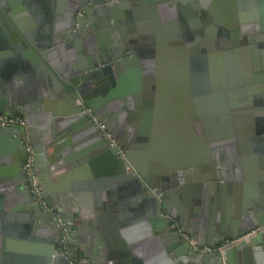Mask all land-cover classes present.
Instances as JSON below:
<instances>
[{
  "label": "crops",
  "instance_id": "1",
  "mask_svg": "<svg viewBox=\"0 0 264 264\" xmlns=\"http://www.w3.org/2000/svg\"><path fill=\"white\" fill-rule=\"evenodd\" d=\"M249 1V15H259V3L264 0ZM137 2L134 11L140 21L149 13L148 2L136 0L134 4ZM204 2L206 15L209 11L211 17L219 20L233 13L237 17L244 13L237 0ZM66 6L67 0H0V107L4 111L14 108L11 112L27 120V133L33 145L35 168L44 198L62 215L70 230L66 242L68 255L89 256L94 264H116L118 260L108 257V253L124 240V235L115 213L102 209L111 184L116 182L117 175L121 186L133 182L125 168L139 175L147 174L152 166L166 159L176 161L211 155L222 175L233 182L223 189L233 197L234 206L223 202L220 206H208L218 220L210 216L184 219L177 213L178 219L201 243L213 244L231 236L235 230L247 231L257 224L258 217L264 222V137L258 133L264 130V48L256 46V42L230 44L229 38L220 34L221 52L217 62L220 74L216 87H212L210 73L195 72L190 60L186 68H180L178 53L164 48L160 55L154 56L152 67L140 76L147 80L142 84L149 85L146 100L150 103L143 106L145 111L132 120L128 115L115 113L114 119L107 124L126 149L125 156L121 157L111 150L102 132L94 129L89 121L76 127L71 121L69 125L73 114L67 111L69 107L59 92L67 82L61 75L65 67L84 61L86 52L80 50L82 38L73 27L70 29L72 35L64 38ZM130 9L128 0H121L120 5L113 7L106 17L107 22L99 26L106 36L111 35L109 29L122 27L120 19H125ZM201 16L190 12V23L199 22ZM97 25L94 19L89 25L93 35ZM220 26L224 28L223 23ZM222 45L226 48L221 49ZM231 62L250 64V83L254 87L251 92L254 102L248 103L251 111L243 113L241 94H230L223 85L226 80L224 64ZM10 71L17 73L13 89L8 88L7 83ZM39 76H42L41 81ZM43 79L48 81L47 88ZM231 108L238 111L231 113ZM197 111L202 116L193 119ZM103 112L98 117L110 116ZM10 137L19 138L16 133ZM212 142L216 144L211 146ZM24 158L20 140L15 145L9 137L3 139L0 134V166L6 168L7 179L16 183L0 191V242L4 240L3 247L0 246V263L4 264H44L47 251L53 242L57 244L60 234L51 215L34 206L24 187L20 163ZM126 184L125 191L132 183ZM17 190L22 196L18 200L14 196ZM166 209L173 210V206ZM156 212L161 217H171L159 207ZM130 215L132 213L126 211L125 219ZM221 219H229L230 225L223 227ZM139 231L138 227L136 232ZM170 238L176 241L173 235ZM178 245L182 246L181 240ZM229 249L224 256L225 264H264L262 240H248ZM202 257L206 264H216L218 259L215 254ZM145 258L151 264L164 263V257L158 255L157 250L147 252ZM63 263H66L63 258H58L49 264Z\"/></svg>",
  "mask_w": 264,
  "mask_h": 264
},
{
  "label": "water",
  "instance_id": "2",
  "mask_svg": "<svg viewBox=\"0 0 264 264\" xmlns=\"http://www.w3.org/2000/svg\"><path fill=\"white\" fill-rule=\"evenodd\" d=\"M120 1L67 0V9L63 16L65 19L64 28L67 29L63 34L64 38L67 39L69 35H72L70 29L73 27L82 38L80 50L83 51L85 49L86 52L84 54V61L79 60L70 67H65L64 73L61 75V78L67 82L63 83L64 90H59V92L69 107L67 111L73 114L71 120L69 119V125L71 121L72 126L75 127L89 121L94 129L100 131L90 117L82 111L83 106H89L97 117L98 114L104 113L103 111L110 113V116L107 118H103V116L98 117L108 127L107 124L109 125L116 114L119 116L123 114L128 115L127 118L132 120L139 113L145 111L143 109L144 105L150 103L149 100H146V89L149 85H143L142 82L145 83L147 80L140 79V76L147 72L149 67H152L151 65L155 56V44L157 46L163 45L167 51V48L168 50L172 49V42L170 37H164L165 39L168 38L169 46L167 47V42L164 41L158 42V44L157 41L161 37V32L156 33L157 35L155 36L154 34H150V31L144 29L146 27L140 23L141 21L138 20V15L134 11L138 4V2L134 4L136 0H128V6L132 9L130 11L127 10L125 19H120L122 27L116 30L113 28L109 29L111 35L106 36L105 30L99 26L103 22H107L106 17L112 13L113 7H117L118 4L120 5ZM177 1L182 8L184 7V3H180V1L185 2L187 0ZM168 2L164 0V5L167 7H169L171 1L169 0ZM249 2L251 3L248 0V4ZM139 3L140 5L142 4V2ZM154 4L147 5V9L150 11L156 8L157 6ZM245 4L246 2H244V7ZM188 5L186 2L185 7H188ZM193 5L198 8L200 7L195 2H193ZM263 6L264 3L260 2L259 9L261 13L256 16H250L248 13H245V15L237 17L233 13L228 15L227 18L225 17V20L214 18H216V22L223 23L225 27H230V35L229 33H224V36L227 38L233 36V31H236L237 24L241 25L242 21L251 20V18L255 20V22L253 20L251 26H255L256 29L260 30L257 37H264ZM177 9L180 10V8ZM93 19L98 24L94 28L95 35L91 33L92 29L90 30L89 28ZM74 23H78V25L74 26ZM262 45L264 43H260V46ZM210 65L212 87H216L220 74V66L218 63L213 62ZM224 67L226 80L225 82L223 81V85H226L228 90H230V94H241V102H243L241 111L243 113L251 111L248 103L254 101L251 96L254 87L250 83V64L248 62L242 64L231 62L225 63ZM41 77H38L40 81L42 80ZM15 79H17V73L10 71L7 77L8 88L13 89ZM43 82L46 87L48 81L43 79ZM234 102H231L232 105ZM13 109L11 108V111H14ZM0 111H4V109L0 107ZM235 111L237 112L238 110H232V112ZM201 116L200 111H197L193 119ZM13 133H16L19 138H11L10 136ZM258 133L264 137V130L258 131ZM0 134L3 139L9 137L10 142L15 145L19 140L22 144L21 130L17 127L0 125ZM105 141L109 144L106 138ZM215 144L216 142H212L211 146ZM110 147L119 156L116 147L112 145ZM84 151L87 150L84 149ZM207 155L206 157L197 159L193 157H188L187 159L184 157L176 161L170 159L162 160L161 164L152 166L151 172L147 174L142 172L139 175L133 170L130 169L128 171L125 168L126 174L131 176V180H133V182H126L128 184L132 183V185H129L130 189L126 191L123 186L127 184L123 183L121 186V181L118 180L119 175L116 176V182L111 184L108 200L102 204V209H111L115 213L119 221L118 227H121L124 240L109 250L108 257L110 255L114 259L116 258L115 260H118L116 264H151L145 258L146 254L151 250H157L158 255L164 257L163 264H206V260L203 259L202 255L194 254L188 250L187 243L173 230L172 223L175 219L186 229L185 224L178 219L177 213L181 214L184 219H187V217L203 219V217L210 216L212 220L213 217L218 220L217 214H214L208 206H220L222 202L234 206L235 201L232 200L233 197L228 196L226 194L227 191H225L226 189H223V187L232 186L233 182L222 175L220 169L217 168L216 159L211 155ZM23 160L21 159L20 163ZM16 166L18 168V164ZM5 170V167L0 166V191L3 189L7 190L9 187L16 185L14 181L12 182L9 178L7 179ZM25 186L29 191L26 180L24 181ZM1 196L2 193L0 192V198ZM14 196L17 200L22 197L18 190ZM30 198L32 200L31 194ZM9 205L13 207L12 203ZM35 205L40 208V206L34 203ZM167 206H173V210H167ZM157 207L160 208L162 213H169L171 218L159 216L156 212ZM177 207L182 209L178 210ZM126 211L132 213V216H127L128 219H125ZM257 219L258 222L255 226L264 225L260 217ZM215 223L217 222L215 221ZM221 225L227 228L230 225V220L221 219ZM138 227L140 231L137 233ZM235 228L236 226H234ZM243 232L235 230L232 235H238ZM190 233L200 241L194 232L190 231ZM172 235L176 238V241L170 238ZM258 239L264 242V230L245 239L241 243ZM110 240L108 237L109 245L111 246ZM180 240L183 247L178 245ZM3 242L4 240L0 242V246L2 247ZM52 244V247L50 246V250L47 251V255L44 257L43 263L49 264L51 261L63 258L64 262H66L65 264H72L64 254L58 252L56 244L54 242ZM228 252H230V249H227L223 255L225 256ZM0 264H4L3 261ZM216 264H221L219 257Z\"/></svg>",
  "mask_w": 264,
  "mask_h": 264
},
{
  "label": "flooded vegetation",
  "instance_id": "3",
  "mask_svg": "<svg viewBox=\"0 0 264 264\" xmlns=\"http://www.w3.org/2000/svg\"><path fill=\"white\" fill-rule=\"evenodd\" d=\"M145 1L148 2L147 5L156 3L154 5L157 7L151 9L148 15L140 20V23L146 27L144 29L150 31V34H154L155 36L157 35L156 33L161 32V37L158 39L157 43L164 41L167 42V46H169L168 38L165 39L164 37H170L172 50L178 53L177 60L180 68H186L187 63L190 60L192 61L191 67L195 70V72L210 73V63L219 62V51L221 52L219 49V43L222 41H219V39H221V36L219 35L224 33H229L230 35V27L224 26V28H221L220 23L216 22V18L213 16L211 17L209 11L208 16L206 15L207 10L204 0L180 1V3H184V7L182 8L181 5L178 4L177 0H170L171 3L169 4V7L164 5V0ZM168 1L169 0H167V2ZM186 2L189 4L188 7H185ZM193 2L198 4L200 7H195ZM244 2H246L245 7ZM237 4L243 9L244 15L245 13L249 14L247 8L249 7L250 2L248 4V0H237ZM189 6L191 7L189 8ZM177 8H180V10ZM190 12L199 15L202 14L199 19L200 21L190 23ZM171 13L176 14V16ZM180 13L182 14V17H180ZM240 24L241 25H236V31H233V36H229L230 44H234L236 42L244 44L256 42V46L264 48V45L260 46V43H264V37H257L260 30L256 29L255 26H251V24H253V19H247L242 21ZM162 46L163 45L157 46V44H155V55H160L162 53L165 48ZM225 48L226 46L223 47L222 45L221 49ZM197 85L198 84H196V86ZM253 102L254 101H252V103Z\"/></svg>",
  "mask_w": 264,
  "mask_h": 264
},
{
  "label": "built area",
  "instance_id": "4",
  "mask_svg": "<svg viewBox=\"0 0 264 264\" xmlns=\"http://www.w3.org/2000/svg\"><path fill=\"white\" fill-rule=\"evenodd\" d=\"M82 111L86 113L97 125L104 137L108 140L109 144L116 147L118 154L121 157H124L126 149L118 142L117 138L112 134L108 127H106V123L99 119L89 106H83ZM0 125L17 127L21 130V142L25 152V158L22 162V170L25 176L26 184L32 196L33 202L51 215L59 229L60 234L56 244L58 252L64 254L72 264H94L93 260L88 257H75L70 256L67 253L66 242L70 235V230L62 215L50 207L44 198L43 189L35 168L33 145L27 133V120L23 116L14 112L0 111ZM157 195L159 196V194ZM169 218L171 217L169 216ZM172 228L180 236V238L187 243L189 250L194 254H215L220 258V263L225 264L223 255L224 252L227 249L241 243L245 239L252 237L256 233L264 230V225L254 226L253 228L238 235L227 236L221 241L213 244L201 243L187 229L183 228V226L175 219L173 220Z\"/></svg>",
  "mask_w": 264,
  "mask_h": 264
}]
</instances>
